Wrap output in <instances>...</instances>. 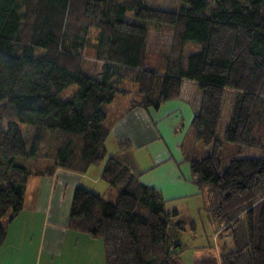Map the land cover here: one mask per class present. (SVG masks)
Returning <instances> with one entry per match:
<instances>
[{"label":"trees","instance_id":"obj_1","mask_svg":"<svg viewBox=\"0 0 264 264\" xmlns=\"http://www.w3.org/2000/svg\"><path fill=\"white\" fill-rule=\"evenodd\" d=\"M176 1L0 0V221L23 209L29 177L101 164L118 95L179 100L209 148L189 161L191 181L234 244L192 264H264V0ZM223 143L238 146L224 168ZM141 174L127 154L108 157L101 178L117 192L76 186L68 226L102 240L104 264H182L168 231L194 221Z\"/></svg>","mask_w":264,"mask_h":264},{"label":"crops","instance_id":"obj_2","mask_svg":"<svg viewBox=\"0 0 264 264\" xmlns=\"http://www.w3.org/2000/svg\"><path fill=\"white\" fill-rule=\"evenodd\" d=\"M118 96L125 98L116 97L106 106L104 125L109 134L101 164L85 173L56 169L53 174L29 177L23 209L4 224L0 264H104L102 240L70 229L68 215L76 186L102 196L117 192L101 178L106 159L114 155L130 156L142 173L139 180L159 189L166 204L189 198L196 210L207 205V198L191 181L189 161L206 152L194 151L201 143L189 128L192 113L187 105L171 100L158 108H143L134 94Z\"/></svg>","mask_w":264,"mask_h":264},{"label":"rangeland","instance_id":"obj_3","mask_svg":"<svg viewBox=\"0 0 264 264\" xmlns=\"http://www.w3.org/2000/svg\"><path fill=\"white\" fill-rule=\"evenodd\" d=\"M154 5H161L166 8L175 9L178 6V2L176 0H149ZM154 56L151 57L153 60ZM152 67V65L150 66ZM76 86L71 85L64 92L61 93L60 98L66 99L70 96V94L75 90ZM125 98L124 96H117V99ZM186 104L185 102H183ZM189 111L191 108L188 104H186ZM192 113V111H191ZM189 115V114H188ZM21 130H25L26 125L19 124ZM218 136V134H217ZM200 145V146H199ZM238 149V146L233 143H223L222 148L219 150V159L224 168L228 162V160L232 157L235 151ZM201 154L209 153V148L203 146L202 144H198V146H194V151ZM199 150L201 152H199ZM50 164V160H41L38 165L40 167H46ZM94 190L101 189L99 187H94ZM108 189V188H107ZM107 191V190H106ZM105 191V192H106ZM105 192L101 193L104 194ZM106 194V193H105ZM191 199V198H190ZM189 200V198L187 199ZM187 200H174L173 202H168L165 204V208L167 210H177L180 216H189L190 220L194 221V229L187 228L186 230H169L168 235L170 239V243L172 245H182L181 247H176L179 253V258L182 264H192L194 259L206 254L208 252L218 253L221 251L222 245H225L224 249L228 250L233 248V240L225 232L220 231V225L214 220L212 216V212L209 210L208 206L198 207L196 210L195 206H191L190 201ZM171 203L173 206H170ZM177 208V209H176ZM6 216L3 217L0 223L5 224ZM215 230L217 234L215 235Z\"/></svg>","mask_w":264,"mask_h":264}]
</instances>
